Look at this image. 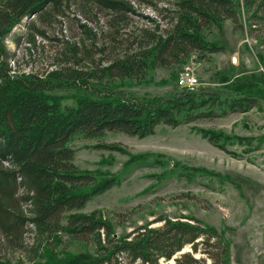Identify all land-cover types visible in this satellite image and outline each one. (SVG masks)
I'll use <instances>...</instances> for the list:
<instances>
[{
	"label": "trees",
	"instance_id": "trees-1",
	"mask_svg": "<svg viewBox=\"0 0 264 264\" xmlns=\"http://www.w3.org/2000/svg\"><path fill=\"white\" fill-rule=\"evenodd\" d=\"M134 2L166 13L165 23L148 17L150 27L135 36L128 33L127 21L137 13ZM159 2L0 0V264H121L122 257L128 264H207L208 260L232 264V241L226 233L196 217L161 215L118 236L100 211L79 212L121 180L80 170L71 146L76 136L98 139L117 132L144 139L159 126L176 129L201 119L247 113L259 107V96H264V77L240 81L234 91L241 97L210 89L152 99L115 91L111 85L115 79L181 65L194 54L205 59L224 52L208 40V34L227 20L235 30L247 31L264 45V0H174L161 9ZM70 13L79 18L78 26L91 47L84 41L71 46L66 41L63 54H71L78 65L85 62L86 69L61 66L42 76L17 73L8 43L20 41L16 29L25 25L29 43H35V37L47 36L38 24L52 25L57 18L65 21ZM102 17L108 31L95 32L91 24ZM126 34L135 41L117 55L111 46ZM65 88L83 92L76 106L62 107L45 97L46 92ZM216 109L222 113L218 115ZM200 132L226 151L222 135ZM96 148L125 152L108 144ZM28 233L34 237L27 247ZM63 235L94 243L95 252H58ZM186 247L191 251L185 252ZM8 250L22 251L25 260L10 258Z\"/></svg>",
	"mask_w": 264,
	"mask_h": 264
},
{
	"label": "rangeland",
	"instance_id": "rangeland-1",
	"mask_svg": "<svg viewBox=\"0 0 264 264\" xmlns=\"http://www.w3.org/2000/svg\"><path fill=\"white\" fill-rule=\"evenodd\" d=\"M172 1L161 0L158 8L167 7ZM134 3L137 13L127 21V32L131 35L151 26L148 17L165 23L166 13ZM69 16L65 21L57 18L52 25L38 24L47 36L35 37V43H29L25 25L16 29L14 33L20 41L11 39L8 43L14 55L11 65L17 73L42 76L61 66L86 69L85 62L78 65L71 54H63L66 41L69 46L82 45L84 41L91 47L78 26L79 18H74L73 13ZM104 18L91 24L95 32L108 31ZM116 39L111 49L117 55L129 50L135 41L127 34ZM208 40L222 46L224 52L205 59L194 54L181 65L151 69L141 77L115 79L111 85L115 91L131 97H169L187 90L180 85V78L191 73L198 79L195 91L218 90L224 96L241 97L242 93L234 91L240 81L264 77L262 41L249 36L247 31L235 30L231 20L213 28ZM92 66H98V62ZM44 94L49 101L64 107L76 106L83 92L65 88ZM259 103V107L247 113L201 119L176 129L159 126L154 135L144 139L117 132H108L98 139L76 136L71 146L76 151L74 163L80 170L121 180L119 186L93 198L79 212L100 211L113 223L118 236L161 215L193 216L226 233L232 241V264H264V96H259ZM215 111L218 115L222 113L219 109ZM204 130L222 135L226 151L209 143L200 132ZM100 144L114 145L125 152L97 149ZM33 237L32 233L26 235L27 247L33 243ZM62 239L58 252L75 255L95 252L92 242L67 235ZM8 251L10 258L25 260L22 251ZM190 251L186 247L185 252ZM120 260L121 264H128L126 258Z\"/></svg>",
	"mask_w": 264,
	"mask_h": 264
},
{
	"label": "built area",
	"instance_id": "built-area-1",
	"mask_svg": "<svg viewBox=\"0 0 264 264\" xmlns=\"http://www.w3.org/2000/svg\"><path fill=\"white\" fill-rule=\"evenodd\" d=\"M180 85L187 90H194L198 85V79L191 73H184L180 78Z\"/></svg>",
	"mask_w": 264,
	"mask_h": 264
}]
</instances>
